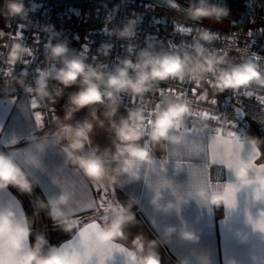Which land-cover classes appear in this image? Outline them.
Wrapping results in <instances>:
<instances>
[{
  "label": "clouds",
  "instance_id": "obj_1",
  "mask_svg": "<svg viewBox=\"0 0 264 264\" xmlns=\"http://www.w3.org/2000/svg\"><path fill=\"white\" fill-rule=\"evenodd\" d=\"M184 11L187 18L193 21L209 19L219 23L229 16L225 4L212 3L211 0H190ZM0 15L5 17L6 22L15 19L27 22L29 9L23 0H5ZM136 27V20L129 19L115 30L114 35L130 40L135 36ZM46 30L51 31L50 28ZM0 33V36L5 35L2 31ZM216 35L201 28L193 38L190 50L157 52L153 43L146 42L147 46L136 53L135 60L125 57L111 69L99 63L93 65L86 62L66 41L50 43L45 52L49 66L40 70L32 83L25 82L23 73L20 76L9 74L6 90L10 88L14 91L15 86L19 85L42 104L61 99L67 89L75 87L76 90L68 94L64 115L55 120L56 130L51 135L45 132L42 136L33 137L26 151L25 162L38 168L45 152L50 147L59 146L63 166L74 167L87 181L101 187H123L139 181L142 176L145 178L148 170L156 174L164 171V166L157 165L154 151L145 144L165 148L168 145H183L186 138L177 130L183 128L191 112L189 101L166 97L152 113L151 119L146 118L142 107L129 108L126 116L117 119L121 96L143 97L156 85L169 80H188L199 85L210 76L215 94L264 85V70L253 59L246 58L239 64H233L227 51L210 50L205 46ZM131 51L132 46H129ZM31 55V48L18 39L9 47L5 63L14 66L25 62V58ZM50 82L55 83L50 87ZM83 109H88V114L74 124L70 123L75 114ZM106 123L113 136L112 146L101 150L99 146H92V134L97 127L105 128ZM245 139L253 150L260 143L255 138ZM231 170L240 188L252 186V201L264 203V173L250 176V164L245 159L235 160ZM249 180L254 183L249 185ZM9 186L31 196L36 180L11 152L0 151V190ZM224 199L221 191L198 186L177 197L176 203L171 200L164 202L163 193L154 191L151 204L156 210L169 214L173 209L179 211L181 205L191 200L209 207H219L224 204ZM71 201L72 193L64 189L46 199L37 197L33 217L44 212L54 227L72 233L78 229L79 220L65 211ZM138 203L135 198H130L113 212L107 223L92 229H80L82 240L94 241L101 248L114 241H127L128 230L139 223L132 211ZM17 205L20 206L18 201L15 205L0 207V264H78L77 259L61 251V247H50L43 234L35 236L34 244L26 245L34 220L23 213L18 215ZM261 217H264V211H261L258 220ZM174 232L176 228L170 226L164 230V235L169 236ZM180 235L187 241L196 242L199 239L190 230H182ZM240 239L244 241L247 237L240 235ZM160 243L158 239L149 240L143 234H136L131 239L130 247L124 248L125 264H161ZM181 264H187V261Z\"/></svg>",
  "mask_w": 264,
  "mask_h": 264
},
{
  "label": "crops",
  "instance_id": "obj_2",
  "mask_svg": "<svg viewBox=\"0 0 264 264\" xmlns=\"http://www.w3.org/2000/svg\"><path fill=\"white\" fill-rule=\"evenodd\" d=\"M7 25L5 17L0 15V31L4 34ZM4 36H0V57ZM33 104L32 97L24 90L15 95L12 89L6 90V85L0 87V147L11 152L35 178L42 199L58 194L61 189L72 193V201L65 211L79 220L78 229L66 233L58 227H51L46 238L50 247H62L66 243L82 240L80 229H89L92 223L104 224L109 221L113 214L109 205L118 210L130 198H135L139 203L132 209L141 220L146 239L161 241L158 248L161 264H181L182 261H187V264H264V232L255 229V225L248 221L249 216L258 221L261 211H264V203L252 201V186L236 192L234 208L228 207L231 196L226 195L227 185L236 183L232 170L228 168V162L233 159L230 153L236 150V138L242 145V159L251 162L257 170L253 173L251 169L250 176L264 173L259 171L264 166V136L256 129H251L245 135H230L224 132H188L182 128L177 130L186 138L181 146L153 147L148 143V147L154 151L157 165L164 166V171L156 174L148 170L145 178L142 176L139 181L123 187H101L87 181L74 167L63 166L59 146L50 147L45 152L38 168L25 162L26 151L33 137L42 136L45 132L51 135L56 130L46 126L43 120L41 124L35 119L39 114ZM245 137L260 142L255 150ZM206 182L222 192L224 204L209 207L191 200L181 205L179 211L173 209L169 214L156 210L151 204L154 191L163 193L164 202L171 200L176 203L177 197L195 187L206 186ZM17 201L20 205H17V214L26 215L23 204L10 187L0 190V207L15 205ZM90 204L94 206L88 207ZM105 215L108 216L106 222L103 219ZM170 226H174L176 232L165 236L164 230ZM43 227L39 214L32 232L35 236L37 231L46 232L47 229ZM182 230L194 231L199 239L196 242L183 239L180 235ZM238 233L247 239L241 241ZM134 236L129 234L127 241L118 240L111 244L130 247ZM27 243L31 245V235ZM89 243L95 245L94 241L89 240ZM68 252L71 255L72 249H68ZM124 256L116 251L108 255L105 246L102 254L93 252V262L99 264L102 260L103 264H125Z\"/></svg>",
  "mask_w": 264,
  "mask_h": 264
},
{
  "label": "built area",
  "instance_id": "obj_3",
  "mask_svg": "<svg viewBox=\"0 0 264 264\" xmlns=\"http://www.w3.org/2000/svg\"><path fill=\"white\" fill-rule=\"evenodd\" d=\"M177 1L188 6L190 3V0ZM23 2L29 9L27 22L15 19L9 21L5 29L0 57L1 88L6 85L9 74L20 76L23 73L25 82L32 83L38 72L49 66L45 52L50 43L66 41L71 49H78L86 62L111 69L125 57L135 60L136 53L147 46L146 42L153 43L157 52L190 50L193 38L201 28L217 34L205 45L210 50L227 51L233 64L246 58L253 59L264 70V0H211L225 4L229 9V16L217 26L193 21L140 0ZM4 3L5 0H1L0 8ZM129 19L137 22L135 36L130 40L118 38L114 35L115 30ZM49 28L51 31L46 30ZM18 39L31 48L32 55L26 57L25 62L8 66L5 63L7 51ZM129 46H132L131 52ZM53 83L50 82V87ZM22 91L16 85L14 94L19 95ZM31 97L38 114L44 123H48L49 101L42 104L34 95ZM166 97L189 101L191 112L183 129L187 126L203 133L245 135L250 132L253 121L257 132L264 136V85L215 94L211 76L199 85L188 80L161 82L143 97L122 94L117 119L126 116L127 109L135 107L144 108L146 118L151 119ZM212 100H215L214 104Z\"/></svg>",
  "mask_w": 264,
  "mask_h": 264
},
{
  "label": "snow or ice",
  "instance_id": "obj_4",
  "mask_svg": "<svg viewBox=\"0 0 264 264\" xmlns=\"http://www.w3.org/2000/svg\"><path fill=\"white\" fill-rule=\"evenodd\" d=\"M0 35H2V33H0ZM133 102H135V101L133 100ZM211 103L214 104L215 100H212ZM35 106L36 105L33 104V107H35ZM35 119L37 121H40L41 124H42V117L40 115H37L35 117ZM212 119H216V118L212 117ZM185 130L188 131V132H195V129H192V128L187 127V126L185 127ZM236 139H237L236 150L230 153V155L233 157V159L228 162V168L229 169H232V164H233V162L235 160L242 159V156H241L242 145L239 144L238 138H236ZM15 142L16 141H12V143H15ZM145 147H148V144H145ZM257 155H259L258 151H257ZM246 156H247V153H246ZM249 164H250V168L252 169L253 173H256L257 172L256 168L252 165L251 162H249ZM259 171L260 172H264V166H261ZM247 183L249 185H251L252 183H254V181L253 180H249ZM206 186L209 187V188L213 187L212 184L208 183V182H206ZM239 190H240V186H239L238 183L229 184L226 187V195H230L231 196V200L228 202V207L230 209L235 207V194ZM102 198H103V195H102ZM92 206H94V205L90 204L88 207H92ZM108 207H109V209H111L112 212L117 210L115 208H112L111 205H109ZM21 215H22V213H21ZM103 219L106 222L107 219H108V216L107 215L103 216ZM248 221H249V223L255 225V229L259 230L260 232H264V217H261L258 221H255V220H253V218L251 216H249ZM98 226H99V224L92 223L89 226V229L96 228ZM25 243L27 245V241ZM106 247L108 249V255H110L112 251H116V252H119V253L126 254V250L123 247H120V246H118L116 244H111L110 243V244L106 245ZM103 248L98 247L96 245H92V244L89 243V241L77 240L74 243H66V244H64L61 247V251L68 252V249H72V252H71L70 256L72 258L77 259L78 264H90V262H91V264H96V262H93V252H95L97 254H102ZM99 264H103L102 260L99 262Z\"/></svg>",
  "mask_w": 264,
  "mask_h": 264
},
{
  "label": "rangeland",
  "instance_id": "obj_5",
  "mask_svg": "<svg viewBox=\"0 0 264 264\" xmlns=\"http://www.w3.org/2000/svg\"><path fill=\"white\" fill-rule=\"evenodd\" d=\"M75 52L82 57V54H80L78 49H76ZM75 90H76L75 87L67 89L64 93V96L61 99L57 100L56 102L49 101L51 114H50L49 122L48 123L45 122L46 126H48L49 128H52V129H56L55 120L58 116L62 117L64 115V105L67 102L68 94L72 91H75ZM99 111H102V109H100ZM87 114H88V109L81 110L80 112L75 114L73 120L70 121V123L74 124L77 120L83 119ZM98 114H99V112H98ZM250 125H251V129L257 130L255 122L251 121ZM112 139H113V136L110 133V130H108L107 123H106L105 128L97 127L94 129V132L92 134V146H99V148L101 150H103L106 147L112 146ZM132 211L135 213V211L133 209H132ZM136 217H137V220L139 221V223L136 226H133L128 230L129 234H131L133 236L136 234H143L146 237V235L144 234V228L141 225V220L138 218L137 215H136ZM43 228H45V227H43ZM47 232H49V231H46V232L44 230L42 232L37 231V234H43L47 238V236H48Z\"/></svg>",
  "mask_w": 264,
  "mask_h": 264
},
{
  "label": "trees",
  "instance_id": "obj_6",
  "mask_svg": "<svg viewBox=\"0 0 264 264\" xmlns=\"http://www.w3.org/2000/svg\"><path fill=\"white\" fill-rule=\"evenodd\" d=\"M207 20L209 23H211V25H214V26H217L220 23V22L217 23V22L209 20V19H207ZM0 151L7 152L6 149L1 148V147H0ZM9 187L13 190V192L17 195V197L19 198V200L23 204L25 211H26V215L29 218H32L33 212H34V202H35L36 198L39 197L42 199L37 186L34 188V192L31 196H29L28 194H24V193L19 192L16 188H14L12 186H9ZM40 214H41V221H42L44 227L47 229V231H49V229L51 227H53V223L48 219V217L45 215L44 212H41ZM33 220H34V222L32 224V229L35 227L36 217H33ZM34 242H35V233L32 232V234H31V245L34 244Z\"/></svg>",
  "mask_w": 264,
  "mask_h": 264
},
{
  "label": "water",
  "instance_id": "obj_7",
  "mask_svg": "<svg viewBox=\"0 0 264 264\" xmlns=\"http://www.w3.org/2000/svg\"><path fill=\"white\" fill-rule=\"evenodd\" d=\"M140 1L151 3L159 8L165 9L169 12L187 18L184 10L188 7V5L181 3L177 0H140ZM197 22L211 25V23H209L207 19H203L202 21H197Z\"/></svg>",
  "mask_w": 264,
  "mask_h": 264
}]
</instances>
